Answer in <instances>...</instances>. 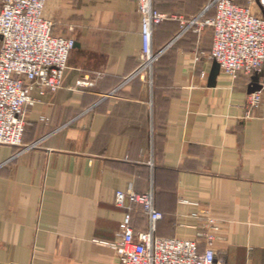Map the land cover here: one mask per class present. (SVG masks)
<instances>
[{"label":"crops","instance_id":"0c3cea01","mask_svg":"<svg viewBox=\"0 0 264 264\" xmlns=\"http://www.w3.org/2000/svg\"><path fill=\"white\" fill-rule=\"evenodd\" d=\"M212 2L158 4L175 18L155 29L161 56L140 78L135 0H48L54 34L76 47L62 88L29 108L23 147L0 145V264H117L105 244L128 208L135 230L148 227L129 201L116 205L118 192L154 195L157 237L198 239L204 251L203 227L217 258L264 264V89L252 108L253 76L221 71L211 87L213 63L194 60L212 31L181 36L183 21L215 16Z\"/></svg>","mask_w":264,"mask_h":264},{"label":"built area","instance_id":"2783aa9c","mask_svg":"<svg viewBox=\"0 0 264 264\" xmlns=\"http://www.w3.org/2000/svg\"><path fill=\"white\" fill-rule=\"evenodd\" d=\"M162 0H135L142 17L143 46L140 66L133 77L152 76L161 54L153 50L157 27L175 17L160 12ZM48 0H0V145L23 147L29 108L39 98L57 93L63 86L71 53L76 41L54 34V22L44 17ZM206 12L182 22L181 36L189 31L201 34L209 29L213 34L211 50L195 57L198 64L206 59L217 62L221 71L238 79L261 74L264 89V0H250L240 6L234 0H213ZM93 86L81 81L79 85ZM261 92L249 96V105L259 108ZM44 120V119H43ZM139 208L148 220L146 230L133 226L132 207L125 215L122 233L112 244H105L118 255L117 264H228L217 258L209 247L214 237L201 227L198 238L208 247L201 251L198 239L160 238L157 224L163 215L156 209L154 195L118 192L116 205L126 208V202ZM214 224L213 220L208 226Z\"/></svg>","mask_w":264,"mask_h":264},{"label":"water","instance_id":"95a60500","mask_svg":"<svg viewBox=\"0 0 264 264\" xmlns=\"http://www.w3.org/2000/svg\"><path fill=\"white\" fill-rule=\"evenodd\" d=\"M220 72H221L220 65L217 62H213V66H212V70L210 74V81H209V85L211 87L216 85V80ZM261 76H262L261 74H255L253 76V79H252L253 81L250 86V94H254L262 90V86L259 83Z\"/></svg>","mask_w":264,"mask_h":264},{"label":"rangeland","instance_id":"374dc122","mask_svg":"<svg viewBox=\"0 0 264 264\" xmlns=\"http://www.w3.org/2000/svg\"><path fill=\"white\" fill-rule=\"evenodd\" d=\"M248 3H249V2H246V1L244 2V4H248ZM209 10H213V9H209ZM213 225H214V224H213ZM213 225H211V226H213Z\"/></svg>","mask_w":264,"mask_h":264}]
</instances>
